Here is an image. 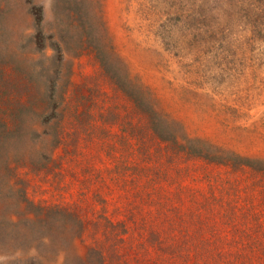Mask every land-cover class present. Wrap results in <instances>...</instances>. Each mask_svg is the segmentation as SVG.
I'll return each mask as SVG.
<instances>
[{"label":"rangeland","instance_id":"374dc122","mask_svg":"<svg viewBox=\"0 0 264 264\" xmlns=\"http://www.w3.org/2000/svg\"><path fill=\"white\" fill-rule=\"evenodd\" d=\"M0 264H264V0H0Z\"/></svg>","mask_w":264,"mask_h":264},{"label":"trees","instance_id":"16d2710c","mask_svg":"<svg viewBox=\"0 0 264 264\" xmlns=\"http://www.w3.org/2000/svg\"><path fill=\"white\" fill-rule=\"evenodd\" d=\"M216 1V0H214ZM227 5H232V1H229L228 3H226ZM96 59L100 60L101 57L99 55L96 54ZM101 62V61H100Z\"/></svg>","mask_w":264,"mask_h":264}]
</instances>
